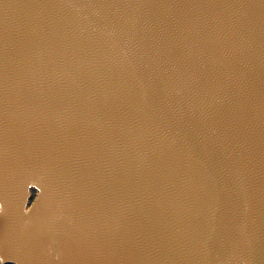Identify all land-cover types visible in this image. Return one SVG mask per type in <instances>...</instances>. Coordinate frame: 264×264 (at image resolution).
<instances>
[{
	"label": "water",
	"instance_id": "1",
	"mask_svg": "<svg viewBox=\"0 0 264 264\" xmlns=\"http://www.w3.org/2000/svg\"><path fill=\"white\" fill-rule=\"evenodd\" d=\"M0 264H264V0H0Z\"/></svg>",
	"mask_w": 264,
	"mask_h": 264
}]
</instances>
